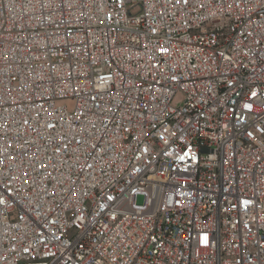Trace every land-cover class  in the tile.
Listing matches in <instances>:
<instances>
[{"label":"built area","instance_id":"1","mask_svg":"<svg viewBox=\"0 0 264 264\" xmlns=\"http://www.w3.org/2000/svg\"><path fill=\"white\" fill-rule=\"evenodd\" d=\"M0 264H264V0H0Z\"/></svg>","mask_w":264,"mask_h":264},{"label":"rangeland","instance_id":"2","mask_svg":"<svg viewBox=\"0 0 264 264\" xmlns=\"http://www.w3.org/2000/svg\"><path fill=\"white\" fill-rule=\"evenodd\" d=\"M137 201H138V203H142L143 202V198L140 197V198H138Z\"/></svg>","mask_w":264,"mask_h":264}]
</instances>
